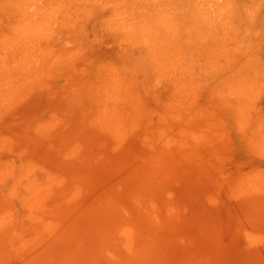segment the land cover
<instances>
[{
	"label": "rangeland",
	"instance_id": "obj_1",
	"mask_svg": "<svg viewBox=\"0 0 264 264\" xmlns=\"http://www.w3.org/2000/svg\"><path fill=\"white\" fill-rule=\"evenodd\" d=\"M116 261L264 264V0H0V264Z\"/></svg>",
	"mask_w": 264,
	"mask_h": 264
},
{
	"label": "bare ground",
	"instance_id": "obj_2",
	"mask_svg": "<svg viewBox=\"0 0 264 264\" xmlns=\"http://www.w3.org/2000/svg\"><path fill=\"white\" fill-rule=\"evenodd\" d=\"M45 193H46V191H45ZM38 197H41V196L39 195ZM69 199H70V198H69ZM71 199H72V198H71ZM34 200H35V199H34ZM66 200H67V199H66ZM35 201H36L35 203L39 206V203H38L39 201H38V199L35 200ZM72 202H73V205L75 204V206H78V204L76 203V201H75L74 199H72ZM35 203H34L33 206H35V208H37L38 206H37ZM78 207H79V206H78ZM82 207H83L82 204H80V208H82ZM35 208H34V209H35ZM34 216H35V215H34ZM38 217H39V216H38ZM39 218H40V217H39ZM79 218H80L79 220H76L77 218H75V221H77V222L82 221L83 218H81V217H79ZM50 222H51V221H50ZM53 227H54V226H53ZM110 228H111V227H110V223H109V224L107 225V228H106L107 233H109ZM53 229H54V228H53ZM119 232H120V233H126V232H128V228H127V229L124 228V231H122V230L120 231V230H119ZM61 236H64V235L62 234ZM83 236H85V237H81L80 240L83 241V242H86V241H87V243H88V240H89L88 236H87V235H83ZM116 237H117L116 235H115V236H112L111 241H112V242L115 241V243L117 244V242H118L120 239H118V241L116 242L117 239H116V240L114 239V238H116ZM65 239H66V238H63L62 240H65ZM98 239H99V236H98ZM107 240H108V239H105L102 243H101L100 239L98 240V243H101V246H102V244L104 243V250L107 249V245L110 244V242H111L110 240H108V241H107ZM113 240H114V241H113ZM120 242H121V241H120ZM120 242H119V243H120ZM67 243H68V242L66 241L65 243H61V244H67ZM87 243H86L85 245H87ZM106 243H108V244H106ZM85 245H84V246H85ZM110 245L112 246V244H110ZM54 247H55V246H54ZM55 248H56V247H55ZM45 249H49V248H45ZM114 264H118L117 261H116ZM121 264H122V263H121Z\"/></svg>",
	"mask_w": 264,
	"mask_h": 264
}]
</instances>
